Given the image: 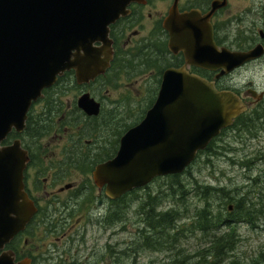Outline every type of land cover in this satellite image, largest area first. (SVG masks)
<instances>
[{
    "label": "water",
    "instance_id": "95a60500",
    "mask_svg": "<svg viewBox=\"0 0 264 264\" xmlns=\"http://www.w3.org/2000/svg\"><path fill=\"white\" fill-rule=\"evenodd\" d=\"M133 1L0 0V251L37 213L24 186L29 154L21 140L10 146L5 141L13 131L26 130L33 105L66 72L76 71L80 84L104 73L112 59L109 27ZM169 20L170 49L186 52L191 65L226 74L261 55L258 50L233 55L216 50L194 15L175 11ZM193 35L194 44L186 40ZM96 43L104 48L96 50ZM79 106L88 116L100 112L89 94ZM245 108L234 93L218 91L185 69L167 71L145 119L124 135L117 156L95 169V185L118 199L155 178L184 173ZM0 264H14L13 254L3 255Z\"/></svg>",
    "mask_w": 264,
    "mask_h": 264
},
{
    "label": "flooded vegetation",
    "instance_id": "af4514ba",
    "mask_svg": "<svg viewBox=\"0 0 264 264\" xmlns=\"http://www.w3.org/2000/svg\"><path fill=\"white\" fill-rule=\"evenodd\" d=\"M175 11L178 16L194 15L207 38L212 36L216 50L231 55L258 50L261 55L226 74L223 69L189 64L186 52L170 49L169 19ZM125 12L110 26L112 59L104 73L80 84L71 70L34 104L32 119L47 120L43 135L32 140L24 133L20 139L30 158L24 172L25 192L37 213L0 251V258L12 253L14 264H80L86 227L111 225L110 214L130 194L111 199L107 188L96 186L93 177L97 166L113 160L120 149L121 99L113 94L125 88L123 94L132 98L135 91L125 87L129 79L154 81L156 90L142 87L135 96L157 98L165 73L185 69L241 99L246 108L233 127L247 128L257 118V125L264 123V82L259 86L254 75L256 68L264 72V0H135ZM186 40L194 44L196 36ZM93 47L104 48L100 43ZM85 94L99 103L98 116H88L80 108ZM14 134L8 146L18 139ZM36 239L37 244L32 243Z\"/></svg>",
    "mask_w": 264,
    "mask_h": 264
},
{
    "label": "rangeland",
    "instance_id": "374dc122",
    "mask_svg": "<svg viewBox=\"0 0 264 264\" xmlns=\"http://www.w3.org/2000/svg\"><path fill=\"white\" fill-rule=\"evenodd\" d=\"M263 73L259 68L254 72L259 86L264 82ZM156 86L157 84L152 80L141 82L134 77L128 80L125 87L136 92L142 87L147 91L156 90ZM135 92L132 98L123 94L125 88L113 94L121 99L117 110L119 128L123 132L121 135L128 130L125 128L126 125L133 127L140 121V117L153 99L147 95L136 97ZM67 99L71 102L74 96L71 95ZM113 100L116 98L113 97ZM106 115L107 112L104 111V117ZM257 124L258 122L252 123L251 128L248 125L247 128L234 127L229 130L218 139L211 152L200 155L189 171L181 175L178 181L173 182L167 177L160 178L152 182L149 188L139 190L131 199L128 198L127 200L131 202L125 223L109 225L110 227L99 224L86 227L87 232H84L81 241L84 246L83 256L77 259L81 261L80 264H169L177 257V253L192 256L202 251L206 247V241L186 231L184 225L189 223L197 210L206 206L207 199L198 194V188L202 185H212L221 191L209 199L207 206L211 203L214 212L217 214L223 212V216H229L227 207L235 205L236 201L233 199L226 201L222 190L230 191L235 199L249 193L250 197L256 195L259 187L254 180L258 177L264 179V123ZM179 182L183 186L182 191L175 186L176 190L173 192L171 185ZM148 193L159 196L160 210L176 209L181 215L182 220L178 223V227L181 226L185 231H181L180 236L178 235L179 239L172 252L167 251V247L164 250H155L154 247H147L144 240H139L138 232L143 225L138 211L142 203L147 200ZM230 219L236 220L232 217ZM231 228L237 232L239 242L224 263L237 258L244 264H264V216L255 218L253 224L241 222L236 224V227L222 228L219 233L227 232ZM32 243L37 244V239ZM87 256L89 257L86 258Z\"/></svg>",
    "mask_w": 264,
    "mask_h": 264
},
{
    "label": "trees",
    "instance_id": "16d2710c",
    "mask_svg": "<svg viewBox=\"0 0 264 264\" xmlns=\"http://www.w3.org/2000/svg\"><path fill=\"white\" fill-rule=\"evenodd\" d=\"M42 116H44V114ZM33 117H35L34 112H31L24 137L38 140L41 135H43L44 126L46 125L47 120H40V118L32 119ZM255 120V122H257V119ZM255 122L251 120V124H248L249 127L251 128L252 123ZM128 127V125L125 126L126 129ZM249 132L251 133V131ZM213 145L214 143L210 145L208 151L211 152ZM168 178L171 181L176 182L180 179V176H171ZM254 181L259 187V191L253 197H250L249 193L239 199H235L231 196L232 194H230V191L224 192V190H222L226 197V201L229 199L236 201L234 212L228 214L229 219L227 216H223V212L218 214L215 213L211 203V205L209 204L207 206L209 199H211L213 195L219 194L221 191L212 185H202L199 187L198 194L207 199L206 206L203 209L197 210L190 218L189 223L184 225L186 231L195 234L198 238H204L207 248H203L202 251L196 252L195 255L192 256L177 253V257L169 264H244L243 261L237 258L230 259L224 263L228 255L235 250L239 240L237 232H235L233 228L223 233H219V231L222 228L231 226L235 227L236 224L241 222L252 224L254 223L255 218L259 219L261 215L264 216V190H262L264 179L261 181V177H258ZM175 186L182 191L183 186L180 182L171 185V190H173V192L176 190ZM135 194L136 192L131 193L128 198L131 199ZM127 199H123L121 205L110 214L111 217H109V220L111 219V225L125 223L128 212L127 210L130 207L131 202ZM159 204V196L153 195L152 193L147 194V200L142 203L138 211L143 225V227L140 228V232H138L139 240H144L143 242H146L148 247H154L155 250H164L167 247V251L172 252L175 250V242L179 239L178 235L180 236L181 231H185L181 226L178 227V223L182 218L179 211L176 209L169 211L160 210ZM231 217L237 219L231 220Z\"/></svg>",
    "mask_w": 264,
    "mask_h": 264
},
{
    "label": "bare ground",
    "instance_id": "6f19581e",
    "mask_svg": "<svg viewBox=\"0 0 264 264\" xmlns=\"http://www.w3.org/2000/svg\"><path fill=\"white\" fill-rule=\"evenodd\" d=\"M143 69H144V68H143ZM257 117H258V116H257ZM257 119H258V118H257ZM261 119H262V118H261ZM259 121H260V120H259ZM259 121H258V122H259ZM255 123H256V122H255ZM247 163H249V162L247 161ZM243 164H244V163H243ZM251 167H252V165H251ZM256 181H257V180H256ZM261 181H262V179H261ZM257 182H258V181H257ZM258 183H259V182H258ZM258 183H257V184H258ZM226 204H227V202H226ZM232 204H233V203H232ZM225 207H226V206H225ZM151 215H152V214H151ZM152 216H153V215H152ZM227 217H228V219H229V216H227ZM235 217H237V216H235ZM238 217H239V216H238ZM149 218H150V217H149ZM224 219H225V218H224ZM224 219H223V220H224ZM236 219H237V218H236ZM239 221H240V220H239ZM254 221H255V219H254ZM151 222H152V221H151ZM231 222H232V221H231ZM141 223H142V222H141ZM233 223H234V221H233ZM252 224H253V223H252ZM149 226H150V225H149ZM151 226H152V225H151ZM153 226H154V225H153ZM235 227H236V225H235ZM164 230H165V229H164ZM164 230H163V231H164ZM164 233H165V232H164ZM197 234H198V233H197ZM198 235H199V234H198ZM171 238H172V236H171ZM203 239H204V238H203ZM175 243H177V242H175ZM147 247H148V246H147ZM202 247H203V246H202ZM206 248H207V247H206ZM236 248H237V247H236ZM116 250H117V249H116ZM108 253H109V252H108ZM118 253H119V252H118ZM112 254H113V253H112ZM114 254H115V253H114ZM116 254H117V253H116ZM109 255H110V254H109ZM127 255H128V254H127ZM127 255H126V257H127ZM113 256H114V255H113Z\"/></svg>",
    "mask_w": 264,
    "mask_h": 264
}]
</instances>
